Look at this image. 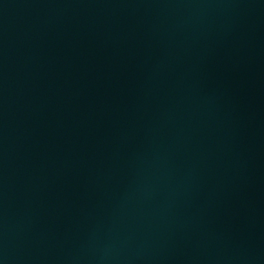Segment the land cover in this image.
Returning <instances> with one entry per match:
<instances>
[{"label": "water", "instance_id": "95a60500", "mask_svg": "<svg viewBox=\"0 0 264 264\" xmlns=\"http://www.w3.org/2000/svg\"><path fill=\"white\" fill-rule=\"evenodd\" d=\"M0 264H264V0H0Z\"/></svg>", "mask_w": 264, "mask_h": 264}]
</instances>
